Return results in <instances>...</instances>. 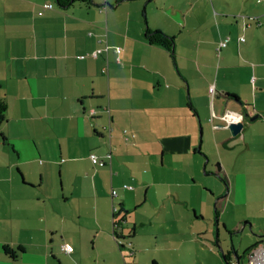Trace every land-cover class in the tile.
Listing matches in <instances>:
<instances>
[{
	"label": "crops",
	"instance_id": "1",
	"mask_svg": "<svg viewBox=\"0 0 264 264\" xmlns=\"http://www.w3.org/2000/svg\"><path fill=\"white\" fill-rule=\"evenodd\" d=\"M93 1L0 0V264H242L264 240V192L237 180L264 175V0ZM229 147L232 180L210 164Z\"/></svg>",
	"mask_w": 264,
	"mask_h": 264
},
{
	"label": "rangeland",
	"instance_id": "2",
	"mask_svg": "<svg viewBox=\"0 0 264 264\" xmlns=\"http://www.w3.org/2000/svg\"><path fill=\"white\" fill-rule=\"evenodd\" d=\"M205 140H206V138H205ZM200 141H201V143H200L201 149H200V153H197L198 154L197 158H199V160H202V162H203L202 164L204 165V163L207 162L208 159L210 160V158H208L207 156H204V153L202 151L203 150V148H202V141H203L202 137L200 138ZM243 155H244L243 153L239 152V149H234L232 147H229L225 151L221 150L220 154H217V153L212 154L210 164L219 165V167H220L219 160L221 159L227 167H230V168H228V171L230 174V180H232L234 173H235V171H233V163L235 161L242 162L243 161ZM246 160H249L248 157H246ZM212 161H213V163H212ZM210 164L208 165V167L206 166L205 168L210 169V167H211ZM216 168H217V166L214 167L215 170H216ZM258 171H259L258 170V164H256V169L253 171L252 174L248 175V177H245V175L243 173L238 176L237 180H238L239 185H241V180H252L248 185V193L249 194H252V193L258 194L262 191L264 192V181H263L264 175L258 174L259 173ZM262 173H264V171ZM202 174H204L203 171H202ZM56 177L59 180L58 175H56ZM216 180L221 182L219 176H218V178H216ZM221 184L224 187V192H226V188H225L224 183L221 182ZM238 189L240 190V192H242L241 188H238ZM134 192H135V190H134ZM213 212H215L214 208H213ZM241 228H242V226H241ZM214 237L215 238L217 237L216 232H215ZM157 238H158L160 244H163L166 242V239L161 234H158ZM226 242L228 243V245L234 244L236 248L241 247L242 249H244V247L249 245L248 239L243 237V235L241 237L240 236L234 237L233 239L230 235H228L226 238ZM240 252L242 253V250H240ZM246 261H247V259L244 258L242 260V264H245Z\"/></svg>",
	"mask_w": 264,
	"mask_h": 264
},
{
	"label": "trees",
	"instance_id": "3",
	"mask_svg": "<svg viewBox=\"0 0 264 264\" xmlns=\"http://www.w3.org/2000/svg\"><path fill=\"white\" fill-rule=\"evenodd\" d=\"M53 1H54V4L56 5L57 8L63 9V10L64 9H68V8L74 6V5H77V4L78 5H85L86 7H90L91 5L94 4L93 0H53ZM145 39L152 46L163 48L166 51L171 52V53L173 52V48H174L173 38H171L170 36L160 32V31H151L150 29L147 28L146 31H145ZM5 112H6V105H5V103L3 101H0V125L3 124L6 121ZM90 155H95V154H90ZM215 217L218 218L217 209H216V212H215ZM113 225H114V236H115L116 239L121 241L122 237L117 236V233L115 232L116 229L119 227L118 222H114ZM217 243L218 242H217V239H216L215 240V244H217ZM62 245H64V244H62ZM250 249L247 250L244 254L248 253V251H250ZM16 251L20 253V252L23 251V249L21 247H19ZM4 253H5L6 256H8L12 260H15L17 258L16 257V252H14L8 246H4ZM65 255H67V254H65ZM222 257L224 258L226 264H230V262H229L230 261V252H227V253H224V254L222 253Z\"/></svg>",
	"mask_w": 264,
	"mask_h": 264
},
{
	"label": "built area",
	"instance_id": "4",
	"mask_svg": "<svg viewBox=\"0 0 264 264\" xmlns=\"http://www.w3.org/2000/svg\"><path fill=\"white\" fill-rule=\"evenodd\" d=\"M42 9L51 10V9H53V6L50 4H48V5L46 4V5L42 6ZM40 14H41V12L39 13V15ZM238 40H239V42H244L243 37L239 38ZM226 45H227V40L220 42L218 45L217 51L219 52L222 48H225ZM108 50H109V47L106 46L103 50H101V49L96 50L92 55H93V57L96 58L100 53H102V52L107 53ZM113 52L115 54L119 55L121 53V49L120 48H114ZM213 93H214V88L210 87L209 88V94L212 95ZM91 113H93V111ZM108 157H110V156H108ZM89 159L92 162V164H94V165H99V166L105 165V163L103 161L99 160L98 157L95 155H90ZM124 188L131 191V192H134V189L132 187L124 186ZM111 194H112V196H116L115 191H112ZM61 251L64 254L69 255L73 252V249L70 245L64 244L61 246ZM246 259H247V261L245 264H264V240H262L257 245H255L248 252V254L246 255Z\"/></svg>",
	"mask_w": 264,
	"mask_h": 264
},
{
	"label": "water",
	"instance_id": "5",
	"mask_svg": "<svg viewBox=\"0 0 264 264\" xmlns=\"http://www.w3.org/2000/svg\"><path fill=\"white\" fill-rule=\"evenodd\" d=\"M225 115H228V112H225ZM242 118L244 119V118H248V115H243L242 116ZM257 118V116H255V117H253L252 119H250V120H254V119H256ZM223 128H225L226 130H227V132H229V134H230V136L232 137V138H235V137H237V136H239L240 135V133L242 132V130H243V128H244V124H243V121H242V119H241V121H239V122H237V123H234V122H231V123H226L225 124V126H223ZM217 177H218V175H217ZM224 185H225V183H224ZM225 188H226V191H227V186L225 185ZM249 227H250V230H251V224L249 225ZM243 226H242V228H240L239 230H237L234 234H239V233H242V231H243ZM217 231V230H216ZM231 237H232V234H229ZM254 235V234H253ZM262 237H264V234L262 235ZM218 244V243H217ZM253 248V247H252ZM234 259H235V261H236V264H240V258H237V257H235L234 256Z\"/></svg>",
	"mask_w": 264,
	"mask_h": 264
},
{
	"label": "clouds",
	"instance_id": "6",
	"mask_svg": "<svg viewBox=\"0 0 264 264\" xmlns=\"http://www.w3.org/2000/svg\"><path fill=\"white\" fill-rule=\"evenodd\" d=\"M257 244H258V243H257ZM251 249H252V248H251ZM251 249H250V250H251ZM248 252H249V251H248Z\"/></svg>",
	"mask_w": 264,
	"mask_h": 264
}]
</instances>
